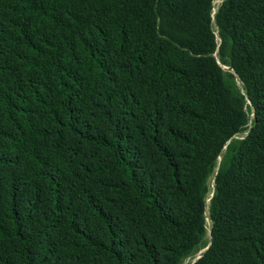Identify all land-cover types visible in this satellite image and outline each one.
Masks as SVG:
<instances>
[{
	"label": "trees",
	"instance_id": "16d2710c",
	"mask_svg": "<svg viewBox=\"0 0 264 264\" xmlns=\"http://www.w3.org/2000/svg\"><path fill=\"white\" fill-rule=\"evenodd\" d=\"M0 0V264H264V0ZM241 80L226 74L214 54Z\"/></svg>",
	"mask_w": 264,
	"mask_h": 264
},
{
	"label": "rangeland",
	"instance_id": "374dc122",
	"mask_svg": "<svg viewBox=\"0 0 264 264\" xmlns=\"http://www.w3.org/2000/svg\"><path fill=\"white\" fill-rule=\"evenodd\" d=\"M223 1L224 0H215L213 2L212 16L215 14V11L219 8V6L221 5V3ZM212 30L215 33L217 42H218V44L220 46L221 45V38H220V35H219L218 27H217V25H216V23L214 21V18H213V21H212ZM214 56L216 57V59H217L219 65L221 66L222 70L226 74H232L234 76V80H235V83H236L237 87L239 88V90L243 94H245L242 82H240V80L236 76L235 72L230 67V65L224 63L220 59V57L218 56V51L214 54ZM245 111H246V113H247V115L249 117L248 129H246L245 131L238 132L237 134H235L226 143V145L222 149L220 155L218 156V158H217V160L215 162V172L211 175L210 180H209V190H208L207 196L205 198V224H206V231L207 232H206V234H205V236L203 238V242L196 247V249L193 251V253L191 255H189L186 259H184L182 264H191L197 257H201L205 253V251L207 250V248L209 246V243H210V240H211V236H210L209 232H210L211 226H212L209 209H210L211 200H212V197H213L214 191H215L216 172H217V170H218V168H219V166L221 164V161H222L223 157L225 156V154L227 152L228 145H230L231 143H236L238 141L243 140L247 136L250 128L252 127V125L255 122V115L253 117L252 109L250 107L249 102H247V101L245 103Z\"/></svg>",
	"mask_w": 264,
	"mask_h": 264
},
{
	"label": "water",
	"instance_id": "95a60500",
	"mask_svg": "<svg viewBox=\"0 0 264 264\" xmlns=\"http://www.w3.org/2000/svg\"><path fill=\"white\" fill-rule=\"evenodd\" d=\"M225 1V0H224ZM218 10V9H217ZM217 10L215 11V14H216V12H217ZM215 14L213 15V18H214V21H215ZM215 23H216V21H215ZM239 79V78H238ZM240 80V79H239ZM240 82H241V80H240ZM247 100H248V102H249V99L247 98ZM210 236H211V240H212V235H211V230H210ZM211 240H210V243H209V246H208V248H207V250L209 249V247H210V245H211ZM206 250V251H207ZM205 251V252H206ZM201 257H197L191 264H194L198 259H200Z\"/></svg>",
	"mask_w": 264,
	"mask_h": 264
}]
</instances>
